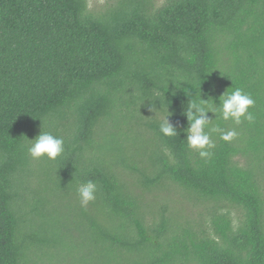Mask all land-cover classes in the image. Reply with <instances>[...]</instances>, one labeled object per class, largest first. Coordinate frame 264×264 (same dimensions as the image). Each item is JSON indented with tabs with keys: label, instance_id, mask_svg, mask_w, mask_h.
I'll return each instance as SVG.
<instances>
[{
	"label": "trees",
	"instance_id": "16d2710c",
	"mask_svg": "<svg viewBox=\"0 0 264 264\" xmlns=\"http://www.w3.org/2000/svg\"><path fill=\"white\" fill-rule=\"evenodd\" d=\"M236 88L202 159L187 102ZM0 264H264V0H0Z\"/></svg>",
	"mask_w": 264,
	"mask_h": 264
},
{
	"label": "clouds",
	"instance_id": "9594fccd",
	"mask_svg": "<svg viewBox=\"0 0 264 264\" xmlns=\"http://www.w3.org/2000/svg\"><path fill=\"white\" fill-rule=\"evenodd\" d=\"M254 104V98L240 88L230 93L224 92L219 97V105L214 101L210 102L209 99H202L201 92L197 99L188 100L187 109L184 111L188 121V126L184 129L188 149L195 150L202 159H210L216 146L213 134H218L224 142H231L238 136L235 128L224 129L219 125L212 126L213 120H231L237 125L242 120L251 122L254 116L249 109ZM208 113H213L215 118L209 117ZM169 116L161 120L159 130L164 136L172 137L177 135V129L170 123ZM29 141L27 152L33 159L46 157L48 160H56L65 150L63 138L49 132L41 131L38 136ZM96 191L97 185L91 180L81 184L77 190L81 205L86 206L93 201L96 198Z\"/></svg>",
	"mask_w": 264,
	"mask_h": 264
},
{
	"label": "rangeland",
	"instance_id": "374dc122",
	"mask_svg": "<svg viewBox=\"0 0 264 264\" xmlns=\"http://www.w3.org/2000/svg\"><path fill=\"white\" fill-rule=\"evenodd\" d=\"M161 1V0H160ZM90 8L92 10H95V12H100V10H103L106 5H114L116 3V0H89ZM237 161H239L242 165H244V160L241 158H237Z\"/></svg>",
	"mask_w": 264,
	"mask_h": 264
}]
</instances>
